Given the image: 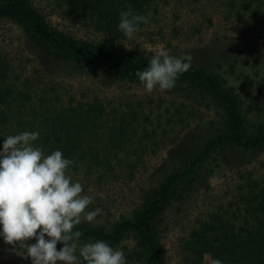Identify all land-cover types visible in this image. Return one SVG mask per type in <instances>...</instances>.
<instances>
[{
  "label": "trees",
  "instance_id": "trees-1",
  "mask_svg": "<svg viewBox=\"0 0 264 264\" xmlns=\"http://www.w3.org/2000/svg\"><path fill=\"white\" fill-rule=\"evenodd\" d=\"M61 1L69 11L88 18L106 39L79 40L51 25L29 0H0V21L19 28L40 70L18 86L8 63L0 57V150L8 135L39 132L34 146L41 147L46 155L62 151L65 158L74 161L71 167L81 166L98 183L113 169L110 157L126 146L127 134H132L148 115H140V109H112L109 120L106 107L96 98L74 105L66 102L63 94L67 99L71 96L54 83V78L82 77L102 85L141 84L135 72L146 68L153 55L124 49L113 38L123 35L118 29L121 11L131 9L146 15L154 0ZM237 1L244 10L264 5V0ZM171 91L182 96L179 105L191 115L200 107L209 111L216 137L180 164H170L154 185L142 189L136 206L127 214H119L108 228L82 222L75 229L83 232L84 243L104 240L119 245L129 238V245L122 247L127 264H162L163 236L171 226L170 217L196 200L198 174L212 171L207 165L215 163L222 150L236 148L246 153L264 146V119L248 135L244 133L239 97L220 74L191 62ZM99 130H105L103 141L97 138ZM237 174L244 181L237 184L236 191L198 218L178 245L181 264H202L204 255L209 264L213 259L223 264H264V173L258 177L251 172L241 175L238 169Z\"/></svg>",
  "mask_w": 264,
  "mask_h": 264
},
{
  "label": "rangeland",
  "instance_id": "rangeland-1",
  "mask_svg": "<svg viewBox=\"0 0 264 264\" xmlns=\"http://www.w3.org/2000/svg\"><path fill=\"white\" fill-rule=\"evenodd\" d=\"M29 1L51 25L79 40L106 39L88 18L69 11L61 0ZM150 11L149 23L141 24L132 39L123 34L115 36L113 42L124 49H137L150 55L162 48L173 56L191 53L193 64L220 74L238 95L242 127L248 135L264 119V5L244 10L239 9L237 0H154ZM0 57L8 63L10 76L16 78L18 86L40 72L27 40L17 26L6 20L0 21ZM54 83L71 96L67 99L63 94L62 98L72 105L96 98L106 107L109 120L112 109L117 112L140 109V115L144 112L148 115L132 134H127L129 138L122 151L110 157L113 169L98 183L81 166H69L66 175L72 182L83 185L82 194L94 199L88 210L102 209L91 224H104L108 228L119 214H127L136 206L142 189L154 185L170 164H180L216 137L209 111L200 107V113L191 115L179 105L182 96L171 90L156 89L149 93L142 84L102 85L82 77L54 78ZM104 132L98 131V140L103 141ZM216 157L215 163L210 161L207 165L212 171L198 174L196 200L170 217L171 226L163 236L162 264H181L178 245L198 218L226 201L236 191L237 184L244 181L237 174L238 169L241 175L251 172L258 177L264 173V146L246 153L236 148L222 150ZM129 243L130 239L125 238L119 245H109L122 250ZM61 247L58 243L57 249ZM0 264H31V259L22 258L0 237ZM202 264H209L207 255L203 256Z\"/></svg>",
  "mask_w": 264,
  "mask_h": 264
},
{
  "label": "clouds",
  "instance_id": "clouds-1",
  "mask_svg": "<svg viewBox=\"0 0 264 264\" xmlns=\"http://www.w3.org/2000/svg\"><path fill=\"white\" fill-rule=\"evenodd\" d=\"M151 11L135 14L131 9L119 14L118 29L128 39L149 23ZM191 53L173 56L158 50L143 70L135 75L151 93L171 90L178 77L188 71ZM39 132L23 131L8 135L0 150V237L31 264H127L125 254L104 240L81 244L82 222H93L102 209L93 197L84 195L83 185L66 175L74 161L62 151L45 154L34 146ZM47 237V238H46ZM35 243H28L29 240ZM63 245L59 250L57 244ZM78 253V254H77ZM211 264H223L213 259Z\"/></svg>",
  "mask_w": 264,
  "mask_h": 264
}]
</instances>
